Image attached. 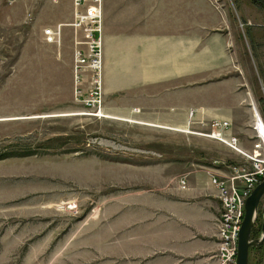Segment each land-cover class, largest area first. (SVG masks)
I'll list each match as a JSON object with an SVG mask.
<instances>
[{"label": "rangeland", "instance_id": "obj_1", "mask_svg": "<svg viewBox=\"0 0 264 264\" xmlns=\"http://www.w3.org/2000/svg\"><path fill=\"white\" fill-rule=\"evenodd\" d=\"M209 1L230 26L231 60L204 61L199 71L183 63L189 49L175 45L174 21L162 51L168 78L154 80V47L142 48L135 78L128 47L106 74L104 0L103 104L95 106L86 101L92 84L75 73L88 39L73 25V0H0V264H223L212 176L254 170L243 144L254 153L259 140L251 97L264 116V6ZM230 88L227 108L198 110L224 103ZM217 121L230 122L238 147L214 130ZM257 228L255 238L264 219ZM250 264H264V244Z\"/></svg>", "mask_w": 264, "mask_h": 264}, {"label": "crops", "instance_id": "obj_2", "mask_svg": "<svg viewBox=\"0 0 264 264\" xmlns=\"http://www.w3.org/2000/svg\"><path fill=\"white\" fill-rule=\"evenodd\" d=\"M123 8L127 13L121 12ZM105 9L106 74L120 62L119 50L128 47V73L130 77L135 78L136 74L142 71V63L146 58L142 48L154 47L160 49L161 55L155 59L158 66L157 71L152 73L151 79L168 78V57L165 55L164 62L162 51L165 48L166 54L168 52L170 45L168 30L170 23L174 21L179 32L175 45L189 49L184 52L183 63H193L194 70L199 71L204 61L210 64L226 63L231 60L227 37L230 26L226 25L225 28L220 26V14L209 0H105ZM174 10H176L175 19L172 15ZM223 97L224 103L216 100L217 104L212 107H198V110L227 108V104L232 103V89L230 88L228 92L224 90ZM252 136L256 137L254 129ZM243 145L244 150L250 151V144ZM212 188L219 199L217 189L213 185Z\"/></svg>", "mask_w": 264, "mask_h": 264}, {"label": "built area", "instance_id": "obj_3", "mask_svg": "<svg viewBox=\"0 0 264 264\" xmlns=\"http://www.w3.org/2000/svg\"><path fill=\"white\" fill-rule=\"evenodd\" d=\"M75 5V22L73 25L76 32L81 29L88 39L87 53L77 49L75 53V73L76 75H83L84 79L89 81L90 97L86 99L87 103H93L95 106L103 104L102 99V51L100 38H96L101 34L104 26L103 22V8L104 0H73ZM80 33V32H79ZM46 35L50 41L57 39V32L54 33L52 29L46 30ZM81 43V42H79ZM89 71L91 77L84 73ZM83 73V74H82ZM83 93L80 91L78 97H82ZM101 112L103 110L101 109ZM230 127L229 121H217L213 124V128L225 130ZM255 129L259 133V142L255 146L254 153H248L246 156L253 162V171L243 169V174L239 176L220 178L212 176V185L218 191V197L221 200V211L217 218L218 237L220 241L219 260L223 264H235L238 253L239 236L242 223L246 212V201L251 195L254 188L262 181L264 177V116L255 117ZM221 139H225L222 133H217ZM233 146L235 138L231 135ZM227 139V136H226ZM225 139V141H227ZM234 147V146H233ZM241 178L242 185L239 186L236 178ZM182 188H186V180H181Z\"/></svg>", "mask_w": 264, "mask_h": 264}, {"label": "water", "instance_id": "obj_4", "mask_svg": "<svg viewBox=\"0 0 264 264\" xmlns=\"http://www.w3.org/2000/svg\"><path fill=\"white\" fill-rule=\"evenodd\" d=\"M260 207L264 214V179L254 188L247 199L246 212L240 230L238 253L235 264H250L251 249L264 244V229L261 237H252V230Z\"/></svg>", "mask_w": 264, "mask_h": 264}, {"label": "bare ground", "instance_id": "obj_5", "mask_svg": "<svg viewBox=\"0 0 264 264\" xmlns=\"http://www.w3.org/2000/svg\"><path fill=\"white\" fill-rule=\"evenodd\" d=\"M73 8H74V11H75L74 1H73ZM250 99H251V102H252V104H253V105H252V109H254L253 111L255 112V114H254V118H255V117H256V118H257V117H261V113L258 112V110L256 109V105H255V102H254L253 98L251 97ZM226 132H228L227 139H228V141H229V144H231V143H232V140H230L231 137H232V136H231V133L229 134V130H227ZM234 137H236V136L234 135ZM256 137L260 138L258 132H256ZM256 137H255V138H256ZM258 143H260L259 140H258ZM239 144H240L239 138L236 137V138H235V144H233V146H234V147H238ZM262 146H264V145H261V147H262ZM239 152H240V151H239ZM240 153H242V152H240ZM247 153H248V152H246L245 154H243V153H242V154L246 156Z\"/></svg>", "mask_w": 264, "mask_h": 264}, {"label": "trees", "instance_id": "obj_6", "mask_svg": "<svg viewBox=\"0 0 264 264\" xmlns=\"http://www.w3.org/2000/svg\"><path fill=\"white\" fill-rule=\"evenodd\" d=\"M253 2L256 4V5H258V6H264V0H253ZM262 219H264V214H263V210H262V208H261V210H259V213H258V216H257V219H256V222H255V224H254V227H253V230H252V237L253 238H255L256 236H257V234H258V228H257V223H258V221L259 220H262ZM252 249H254V248H252ZM251 249V250H252ZM251 253V252H250Z\"/></svg>", "mask_w": 264, "mask_h": 264}]
</instances>
